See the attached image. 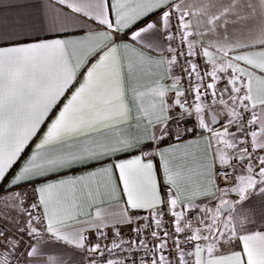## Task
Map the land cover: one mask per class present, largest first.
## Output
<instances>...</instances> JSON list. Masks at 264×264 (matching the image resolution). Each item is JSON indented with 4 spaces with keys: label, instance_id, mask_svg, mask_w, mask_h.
<instances>
[{
    "label": "snow or ice",
    "instance_id": "1",
    "mask_svg": "<svg viewBox=\"0 0 264 264\" xmlns=\"http://www.w3.org/2000/svg\"><path fill=\"white\" fill-rule=\"evenodd\" d=\"M8 7L0 264H264V0Z\"/></svg>",
    "mask_w": 264,
    "mask_h": 264
},
{
    "label": "crops",
    "instance_id": "2",
    "mask_svg": "<svg viewBox=\"0 0 264 264\" xmlns=\"http://www.w3.org/2000/svg\"><path fill=\"white\" fill-rule=\"evenodd\" d=\"M32 2H33V0H2V2H0V13H3L5 15L11 14V12L14 11V9H12L11 7H8V5L11 3H28V4H31ZM91 167H95V165L89 166V168H78V169L69 170L66 173V175H79L83 171L90 170ZM55 178H57V177H53V179H55ZM112 203H116V201H112ZM258 227H264V225H258ZM64 254H65V250H64L63 246L52 247L46 253V255H64Z\"/></svg>",
    "mask_w": 264,
    "mask_h": 264
},
{
    "label": "built area",
    "instance_id": "3",
    "mask_svg": "<svg viewBox=\"0 0 264 264\" xmlns=\"http://www.w3.org/2000/svg\"><path fill=\"white\" fill-rule=\"evenodd\" d=\"M142 254H143V250H140L139 253H138V255H142ZM122 255H124L123 252H121L119 256L114 255L112 258H114V259L115 258H120V256H122Z\"/></svg>",
    "mask_w": 264,
    "mask_h": 264
},
{
    "label": "rangeland",
    "instance_id": "4",
    "mask_svg": "<svg viewBox=\"0 0 264 264\" xmlns=\"http://www.w3.org/2000/svg\"><path fill=\"white\" fill-rule=\"evenodd\" d=\"M29 199H30V201H31V200H32V197L30 196Z\"/></svg>",
    "mask_w": 264,
    "mask_h": 264
}]
</instances>
